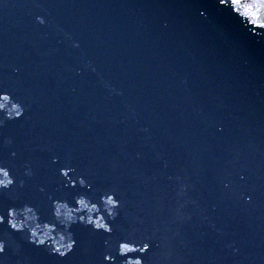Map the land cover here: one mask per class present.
<instances>
[{
    "label": "water",
    "instance_id": "95a60500",
    "mask_svg": "<svg viewBox=\"0 0 264 264\" xmlns=\"http://www.w3.org/2000/svg\"><path fill=\"white\" fill-rule=\"evenodd\" d=\"M5 94L25 114L0 99V264H105L103 231L73 224L62 258L7 221L111 188V238L144 264H264V0H0Z\"/></svg>",
    "mask_w": 264,
    "mask_h": 264
},
{
    "label": "clouds",
    "instance_id": "9594fccd",
    "mask_svg": "<svg viewBox=\"0 0 264 264\" xmlns=\"http://www.w3.org/2000/svg\"><path fill=\"white\" fill-rule=\"evenodd\" d=\"M37 19L41 24L44 23L42 18L38 17ZM0 99H7L8 104H12V112L14 115L8 113L6 116L7 119H21L24 116L25 109L21 104L13 102V98L10 95L5 94L0 96ZM0 111L7 112V108H0ZM9 143H11V141H9ZM58 162L59 157L54 156L53 163ZM70 165L71 160H68L65 162V166L60 169L61 177L66 180V186L73 188L79 186L84 188L86 192H92L93 189L89 187L88 181L84 177H77V183L70 182L69 178L77 175V170ZM0 170H3V172L7 174L9 180L7 184L0 183V189L9 190L15 187L16 180L12 176L11 170L6 167H0ZM26 175L31 177L34 173L29 170L26 172ZM23 186L24 182L21 181V187ZM118 196V191L111 188L103 192L98 200H94L91 196L86 195L85 192L80 193L73 198L75 201L74 205L66 198L54 199L52 202L51 221H42L39 210L30 204H26L22 207L24 209L23 212L20 208L9 209V218L7 222L13 231L27 232L29 242L34 243L37 246L49 247L54 254H58L62 258L69 255L76 246V241L70 231L71 226L76 223H83L86 226L93 227L96 231L107 233L110 237L105 241V247L107 249L105 254V264H114L113 253H116L122 258L136 256V259H126L124 264H130V262H132V264H144V260L140 257H143L146 254L148 250L147 248L144 251H140L138 248L133 247V250L131 251L122 252V246L132 245L134 241L127 236L123 240L111 238L113 228L110 221H115L120 214L121 202L120 199H117ZM105 197H111L107 202V206L105 204ZM85 201H87L92 207L96 208L97 211L90 214L86 207L81 208V205L84 204ZM64 209L71 210V214L67 216L63 215ZM25 210H29L30 215H25ZM4 222V217L0 216V224H3ZM41 225L51 226V234L48 235L47 233H43V235H41L40 233H37L35 228ZM57 233H59L58 237L56 235ZM41 236L44 238H41ZM49 241H53V243H49ZM6 247V241H0V255L5 254ZM148 247L150 248V246ZM137 254L139 255L137 256Z\"/></svg>",
    "mask_w": 264,
    "mask_h": 264
}]
</instances>
